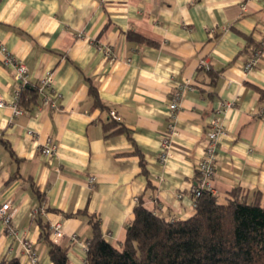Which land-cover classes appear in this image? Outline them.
<instances>
[{
  "label": "crops",
  "instance_id": "0c3cea01",
  "mask_svg": "<svg viewBox=\"0 0 264 264\" xmlns=\"http://www.w3.org/2000/svg\"><path fill=\"white\" fill-rule=\"evenodd\" d=\"M202 2L195 0L196 4ZM130 7L134 11L125 19ZM165 12L173 18L179 16L178 25L166 19ZM186 13L180 15L174 0H98V13L96 8H77L73 0H0V40L27 65L32 85L52 70L54 87L62 94L57 107L43 105L37 94L23 105L24 113L15 115L12 111L0 128V197L12 202L13 211L21 205L27 207L19 227L13 220L12 224L18 236L26 232L24 238L35 241L39 264H53L49 241L55 223L62 226V246L75 255L71 236L76 233L81 240H90V215L99 217L106 239L120 247L139 200L168 219L185 220L194 214L192 187L198 168L193 165L191 178L174 179L171 171H166L171 166L160 159L162 141L159 149L152 147L153 140L169 132L171 123L177 131L172 149L178 150L172 156L191 162L195 153L180 139L195 140L194 147L206 142L210 124L204 121L222 120L229 113L235 132L220 144L219 157L224 160L216 167L211 189L223 198L237 187L249 191L250 197L256 191L264 195V157L244 147L253 140L264 141V86L259 83L264 79L259 76L264 72V57L252 69L258 74L255 83L244 79L247 71L242 76L239 67L241 58L245 66L252 57L264 32V0H241L229 10L231 23L226 31L222 24L215 30L202 28L191 5ZM186 20L195 23L187 24ZM130 32L143 39L130 37ZM107 48L115 59L107 58ZM161 58L169 60L161 71L174 63L182 65L179 75L171 77L170 90L138 73L131 94L125 96L133 64L147 68L160 64ZM237 79L242 88L230 109L227 106L219 112L225 94L235 91L233 81ZM19 87L0 52V95L7 90L6 103L14 101ZM91 88L102 106L96 104ZM137 89L146 95L133 99ZM157 89L169 103L178 90H183L179 104L184 107H179L176 119L167 118L162 125L134 115L141 101L145 107L156 103L148 94ZM4 108L13 109L8 105ZM112 110L121 121L111 117ZM30 120L42 130L29 129ZM193 126L200 128L198 139L194 132H188ZM48 138L58 146L53 156L42 153ZM81 142L89 145L83 173L73 167L80 163L74 154ZM61 148L64 152L57 160ZM233 156L242 167L233 166L235 160L229 163ZM91 176L96 177L93 186ZM173 184L184 187L173 190ZM186 196L193 201L191 208L185 206ZM0 229V259L18 258L22 264H31L20 239L10 236L1 221ZM46 231H51L49 237ZM80 264H86V252Z\"/></svg>",
  "mask_w": 264,
  "mask_h": 264
},
{
  "label": "trees",
  "instance_id": "16d2710c",
  "mask_svg": "<svg viewBox=\"0 0 264 264\" xmlns=\"http://www.w3.org/2000/svg\"><path fill=\"white\" fill-rule=\"evenodd\" d=\"M129 36L143 39L134 32ZM91 89L96 104L102 106ZM37 94V84L26 85L20 105L24 108ZM194 198V214L185 220L161 216L139 200L120 247L106 239L99 217L90 215L93 234L86 264H264V195L260 191L250 197L249 191L237 187L223 198L206 188ZM50 232L46 231L47 237ZM49 256L53 264H69L68 249L52 241ZM0 264L22 263L18 258H1Z\"/></svg>",
  "mask_w": 264,
  "mask_h": 264
},
{
  "label": "clouds",
  "instance_id": "9594fccd",
  "mask_svg": "<svg viewBox=\"0 0 264 264\" xmlns=\"http://www.w3.org/2000/svg\"><path fill=\"white\" fill-rule=\"evenodd\" d=\"M73 3L77 8L85 9L88 7L96 8L98 13V0H73ZM175 8L180 9V15L184 16L186 15V9L189 5L192 6V10L195 14V18L199 19L200 25L204 29H211L215 30L218 25L222 24L223 30H227L228 26L230 25L231 21L229 20V10L238 6L241 3V0H203L202 3L196 4L195 0H174ZM134 11L133 8H129L126 14L125 19L131 18V12ZM166 19H173L174 25H178L180 17L177 16L175 18L172 17L171 13L165 12L164 13ZM69 22H71V17L69 16ZM185 23L187 24H193L195 23V20H186ZM75 27V26H74ZM126 27V24H125ZM230 35V34H229ZM183 38V37H182ZM241 46H243V42H240ZM91 55H95V53H92L90 50ZM231 55H235L234 51H230ZM257 56L264 57V51L257 52ZM260 61L253 60L249 63L248 68L246 69L247 75L243 76L244 69V58H241L239 62V67L241 69V75L244 79H247L251 82H257L258 80V74L254 71H252L253 64H258ZM169 64V60L166 58H161V63L149 66L147 68H140L139 66H136L135 63L132 67V74L129 77L128 84L125 85L124 89V95H130L131 94V85L137 80V74L141 76H149L152 80H154L158 85L166 86L167 90H170L171 88V77L172 76H178L179 75V69L182 67L179 63H174L171 68H168L166 70L161 71V68L163 65ZM260 77H264V72H261L259 74ZM259 83L261 86H264V79H260ZM233 86L235 91L234 92H227L225 94V103L229 107H231V103L234 99H236V92H239V90L242 88V83L240 79L233 81ZM146 95L145 93H142L137 89V92L133 99L136 97H141ZM151 96L152 99L156 101L155 104H149L147 107H145L144 103L141 101L135 106L134 109V115L139 117H144L147 119L155 120L158 124L162 125L163 120L171 117V111L174 110L177 107H184L183 104H172L169 103L163 94H161L160 89H157L156 91L152 92L151 94H148ZM9 97L7 95V90H5L4 95H0V101L8 100ZM248 105H245V110H247ZM15 111V109H5L2 102H0V128H3L7 120L5 117H10L11 112ZM255 112V109L252 110ZM234 115V114H232ZM179 119V118H178ZM182 123L183 120H180ZM205 124H213L215 125L219 131L215 136H213L211 133L207 137L208 140L215 139L216 142L223 144L225 140H230L235 132V129L232 126V120L229 118V113H225V118L222 120L218 119H207L204 121ZM27 127L29 129H33L37 132L42 130V127L35 121L30 120L27 124ZM188 132L192 133L194 132L196 134V138L198 139L200 136V128L199 127H189ZM163 140V134H160L159 140H153L152 141V147L154 149H159V141ZM181 143H185L186 146L189 149H192L194 151V156L191 162L183 160V159H176L174 156L170 155L168 158V165L171 167L167 169L166 171H171L172 177L174 179L182 180L184 176H188L189 178L192 177L193 172V165H195L198 169L205 172V174L210 173L214 167L219 166L220 163L223 162V157H217L214 155V145H210L206 142H202L198 146H195V140L193 139H187L181 138ZM89 145L87 142H81L78 146V149L76 150L74 154V158L80 163L74 164L73 167L75 170L79 171L80 173H83L84 168L86 167L85 161L87 160V150ZM245 148H250L253 152H259L261 157H264V141L257 139L251 141L249 145H245ZM208 148L209 151L205 152L204 149ZM94 150V149H93ZM178 151L177 149H170V153ZM64 152V149L61 148L60 152L57 154V160H61V154ZM184 155H187L185 153ZM249 160L256 159V157H248ZM235 160V164L233 166L240 168L242 167L240 164L239 159H236L234 156L231 157L229 160V163L231 164V161ZM175 161V163H174ZM51 162V161H50ZM262 182H264V174L261 176ZM199 187V183L197 184ZM242 186H244L242 184ZM175 187H184L183 184H173V190ZM104 186H101V190L103 191ZM197 195H199V192H196ZM185 206L188 208L192 207L193 201L190 197L186 196L184 198ZM11 205V201L9 200L8 204L5 205L3 209H0V217H4L7 213L8 207ZM130 212V209H129ZM27 213V207L24 205H21L19 208H16L15 211L12 212V215L10 219L13 220L14 226L19 227V221L21 219V214ZM134 219V217H133ZM7 224V220L5 221ZM0 232H2V229H0ZM26 232H22L18 239L21 240V244L23 245L24 237ZM52 242L58 246H62V242L64 240V233L53 229V235L51 237ZM107 242V241H105ZM32 243H35V241H32ZM39 247V246H37ZM87 251V245L84 244L81 241L75 242V255L72 253H69L67 256V259L69 261V264H80V258H83L84 253ZM19 255V253H17Z\"/></svg>",
  "mask_w": 264,
  "mask_h": 264
},
{
  "label": "built area",
  "instance_id": "2783aa9c",
  "mask_svg": "<svg viewBox=\"0 0 264 264\" xmlns=\"http://www.w3.org/2000/svg\"><path fill=\"white\" fill-rule=\"evenodd\" d=\"M258 42H259L258 47L255 48L252 57L246 62L244 66L245 70L248 68L250 62H252L253 60H256V61L260 60L261 57L257 56V52L264 51V32L259 37ZM0 52L3 55L4 64L13 69L15 77L19 80V84H20V87L18 91L16 92L13 102H10L9 104L6 103L5 101H0V102H2L4 106L6 105L11 106L13 109H15L14 114L19 115L25 112V109L20 105L22 89L26 85L31 83L28 67L22 60L18 59L14 55V53L8 48V46L2 40H0ZM105 54L107 58L111 60L115 59V56L113 55L112 50L110 48L105 49ZM255 66L256 64H253L252 69ZM54 85H55V72L52 70L46 71L45 74L39 79L37 83L38 93L42 98V104L45 106L57 107V100L62 97V94L58 90L55 89ZM182 94H183V90L182 89L178 90V92L175 94L173 100L170 103L179 104V100ZM225 107H227V105L224 102L219 108V112H222L223 108ZM178 109L179 107H177L174 110H170L171 111L170 118L176 119ZM110 115L116 121L122 120V117L115 110H112L110 112ZM214 119H217V118H214ZM170 127L171 128L169 132L163 136L162 145H161L162 148H161V153H160V159L164 163L167 162L169 156L172 155V153H170V149L173 148V144H172L173 136L177 133L175 124L171 123ZM218 131L219 129L215 125L210 124L209 130L207 132V137L209 136L210 133L213 136H215ZM206 143L210 145H214V155L219 157V148H220L221 143L216 142L215 139H212V140L207 139ZM57 147H58L57 143H55L52 138H48L46 144L42 145V148H41L42 153L45 156H53L55 155L57 151ZM208 151L209 149L205 148V152H208ZM197 171H198V178L192 187V191L195 197L200 196L203 189H206V188L211 189V181L215 175L216 167H214L212 171L207 174H205V172L201 171L200 169H198ZM95 180H96V177L94 176H91L89 178V182L92 186L95 183ZM198 183H199V187L197 186ZM196 192H199V195H197ZM8 202L9 200H4L0 197V209H3L5 205L8 204ZM194 206H195V202H194ZM37 211L38 209L35 210V213ZM12 212H13V204L11 202V205H9L6 215L4 217H0V221L6 226L7 232L10 236L18 238L19 237L18 230L13 226L12 219H10ZM6 220H7V224L5 223ZM51 227H52V235H53L54 228L63 232L62 226L60 223H55ZM71 238L74 241H81L84 244H86L87 251H88L89 243L88 242L86 243L85 241L81 240L78 234L76 233L72 234ZM20 243H21V240H20ZM22 248H23L25 255L29 258L31 264H39L40 255L35 249V246L32 243V240L24 238Z\"/></svg>",
  "mask_w": 264,
  "mask_h": 264
},
{
  "label": "rangeland",
  "instance_id": "374dc122",
  "mask_svg": "<svg viewBox=\"0 0 264 264\" xmlns=\"http://www.w3.org/2000/svg\"><path fill=\"white\" fill-rule=\"evenodd\" d=\"M73 240V239H72ZM74 241V240H73ZM76 242V241H75ZM87 243V242H86ZM89 243V242H88Z\"/></svg>",
  "mask_w": 264,
  "mask_h": 264
}]
</instances>
